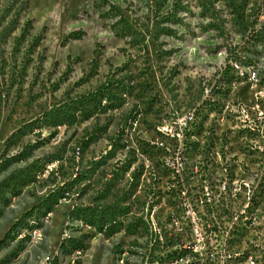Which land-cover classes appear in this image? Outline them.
I'll return each mask as SVG.
<instances>
[{"label": "rangeland", "instance_id": "1", "mask_svg": "<svg viewBox=\"0 0 264 264\" xmlns=\"http://www.w3.org/2000/svg\"><path fill=\"white\" fill-rule=\"evenodd\" d=\"M258 4L0 0V164L16 158L0 168V240L41 197L65 193L35 232L3 240L0 264L54 256L59 264H264ZM100 83L108 106H88V119L6 142L19 125ZM169 145L181 155L177 169L159 155ZM203 175L211 190L197 200ZM86 206L115 213L118 231L102 236L69 218ZM68 238L82 242L80 255H59Z\"/></svg>", "mask_w": 264, "mask_h": 264}, {"label": "trees", "instance_id": "2", "mask_svg": "<svg viewBox=\"0 0 264 264\" xmlns=\"http://www.w3.org/2000/svg\"><path fill=\"white\" fill-rule=\"evenodd\" d=\"M255 9L258 14L264 12V7L262 4L256 5ZM259 37H261V35H259ZM257 39L259 38L257 37ZM261 39L262 38H260V40ZM108 94L109 90L107 89V84L100 83L97 87L93 89V91L86 92L83 95H78L73 98H69L64 103H60L55 106L53 105L50 107V109L45 110L40 115L34 117L33 120L19 125V127L9 135L6 142H12L13 140L17 139L18 136H23L25 134L32 133L35 129L40 130L44 127L50 128L67 124L70 122L84 121L91 116L93 111H95H90L89 107H96L100 109V101L103 99L105 103L102 105V107L104 108L105 106H108V103L106 104V102H108ZM87 143V139L81 140V142L79 143L81 149L85 148ZM159 155L167 157V162L171 161V165L173 166V168L177 169L176 164L181 160V155H179V151L174 152V148H172L171 145H169L168 147L162 146ZM14 159L16 158H6L4 162L0 164V168L5 167L11 162V160ZM174 159L177 162L174 163ZM198 172L199 171L196 170L194 173ZM192 173L193 172L190 170L189 176H192ZM199 180L203 184L201 185L199 182V184L196 185V195H198L196 196L197 200H200L199 194H203L204 186L206 189L211 190V185L206 175L200 176ZM2 184L3 183H0V185ZM58 190L60 189L58 188L56 190H52L50 193L41 197L35 205L31 206L27 211L19 215V217L16 218L8 226L9 228L3 234V237L0 240V244H3V240L9 237L11 232H14L16 234L23 228L27 230L36 231L40 227V222L38 221V219L48 214L52 210L51 208L53 207V205L56 204L59 199L65 197V193L59 192ZM94 209L96 208L93 206H86L82 208L75 207L74 209L70 210L68 216L69 218L80 220L84 224L93 226L95 231L101 234L102 236H110L118 231L117 222L114 220V218H116L115 216H117L115 213H113L112 215L111 213L108 214L111 215V217L107 218V215H102L99 211L96 212L97 214H94ZM77 250L82 251L83 244L81 241L73 240V238H68V240H66V243H60L58 245V253L61 256L70 255L71 252L74 253ZM58 262L59 260L57 259V257L54 256L49 262V264H59Z\"/></svg>", "mask_w": 264, "mask_h": 264}, {"label": "built area", "instance_id": "3", "mask_svg": "<svg viewBox=\"0 0 264 264\" xmlns=\"http://www.w3.org/2000/svg\"><path fill=\"white\" fill-rule=\"evenodd\" d=\"M251 77L253 78V73L251 74ZM190 116H192L191 114H188V115H184V117L183 118H181V119H178L177 121H178V124H177V127H176V130H175V135L176 136H182L183 135V131H185V129H187V127H188V121H187V119L190 117ZM247 128L248 129H252V131H257L258 129L254 126V125H247ZM185 135V134H184ZM178 138V137H177ZM178 140H179V138H178ZM222 152H224V151H222ZM180 162V161H179ZM178 162V163H179ZM177 163V164H178ZM223 164H224V161L223 162H220V165H221V170H222V177H223V174H225V171L223 170ZM246 185V184H245ZM210 192V191H209ZM205 193H208V191H205ZM208 196V195H207ZM33 232H35V231H33ZM82 251H80V250H77V251H75L74 253H72L71 255H68L67 257L68 258H71V256H73V257H76V256H78V255H80V253H81Z\"/></svg>", "mask_w": 264, "mask_h": 264}]
</instances>
